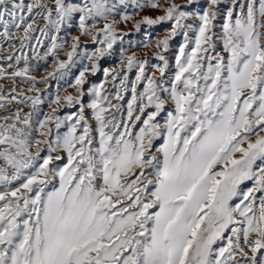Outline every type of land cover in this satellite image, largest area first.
<instances>
[{
    "label": "snow or ice",
    "instance_id": "6c2138e0",
    "mask_svg": "<svg viewBox=\"0 0 264 264\" xmlns=\"http://www.w3.org/2000/svg\"><path fill=\"white\" fill-rule=\"evenodd\" d=\"M128 22L170 26L155 71L123 47L101 66ZM0 26L24 62L0 80L34 93L0 92V264H264V0H0ZM29 51L53 70L31 75Z\"/></svg>",
    "mask_w": 264,
    "mask_h": 264
},
{
    "label": "rangeland",
    "instance_id": "374dc122",
    "mask_svg": "<svg viewBox=\"0 0 264 264\" xmlns=\"http://www.w3.org/2000/svg\"><path fill=\"white\" fill-rule=\"evenodd\" d=\"M178 3L182 2V0H177ZM162 13H159V12H156L154 10H149V9H145L143 11L140 12V15L139 16H136L134 17V19L136 20H139L141 18V16H144V15H148V16H152V17H155L157 15H161ZM43 24L44 21H41ZM189 23H192V21H189ZM169 25L167 24H161V25H156V26H152V27H148V26H142L141 28V31L140 32H136L135 29L133 28V25H132V22H128V24H121L120 25V28L124 31V32H127L128 35H126L124 37V42L123 44H121L120 42H118L115 46H114V55H111V56H106L104 60L100 61L101 63V66L103 68H105L109 62L108 59L110 58H113V56L117 55L118 57V61L119 62V59H120V52H121V48L123 47L126 51H127V54L131 55L133 53H135L137 55L138 58L140 59H148L149 60V65L146 66V71H149V72H152V71H155V69L152 67V65H155V64H158V63H162L158 60L155 59V48H154V44H155V40L157 38L159 39H162L166 34V30L169 29ZM0 31H2V26H0ZM71 32L72 35H78L79 34V30L78 28H72L69 30ZM64 33L62 32L61 35H63ZM148 36L151 37V40H152V43H153V48H149V49H145L142 47V41H144L145 39L148 38ZM131 41L132 44L130 45L128 42ZM48 42L45 41V44H47ZM71 43L70 39H69V44ZM183 43V36L180 35V36H177L176 39L174 41L171 42V51L170 53H166L165 55H167L169 57V61H170V69L168 71V75L169 74H174L175 72V68H174V59H175V55L177 54L178 52V48L179 46ZM87 47L89 50H94L96 45H93L91 43H88L87 44ZM9 48H12L9 46V43L5 42L3 44V48L0 49V67L2 68H6V71H11L12 69H16L17 67L19 68H23L24 67V62L21 61V63L19 65H16L15 63V59L9 61L6 59L8 53H11V52H14L16 51L17 48H20V44L18 41L15 42V48L14 50H10V51H7L6 49H9ZM25 51H28L27 49H25ZM39 51L42 53L45 51L44 48H41L39 49ZM116 51V52H115ZM4 54V55H3ZM2 55V56H1ZM17 55H19V53H17ZM28 55H29V63L30 65L32 66L30 68V74H36V75H40L42 73V78L45 76V74L48 72L46 70L50 69V71L53 70L52 68V57H49V62L48 63H45L44 61H38L36 59H31L32 57V52H28ZM145 55V56H144ZM4 58V59H3ZM6 59V60H5ZM60 59H66V57L61 54L60 56ZM5 60V61H4ZM12 65V67L8 68V65ZM49 71V72H50ZM134 74L136 73V70L134 69L133 70ZM79 73V69H73V73L72 75H70L68 78H67V82L65 80H62L60 81V95L61 96H64V95H67V94H74V89L68 87V84L69 83H72L74 82V78L76 75H78ZM157 75H159L157 73ZM103 73H97V75L95 76H91L89 75L88 76V79L90 81V84H99L103 81ZM4 80H9L7 78V76L5 77ZM132 80H134V78L132 77ZM18 81H20V83H22V85L24 84L26 87L29 88V85L24 83L21 78L18 77ZM50 83L52 84V87L50 89H48L47 91L49 93H51V96H48V95H44V98H45V104L44 105H41V118L43 117V115L47 114L48 112L51 111L50 107L48 106V100L51 99V98H54V95L56 93V81L52 80L50 81ZM21 85V86H22ZM23 85V86H24ZM90 85H86V87H89ZM47 86L46 85H43V89H45ZM106 87H108L106 85ZM13 88V86H8L6 88H3L2 89V92L4 94H6L7 92H11L10 94L12 95H17V92H12L11 89ZM17 88V91L20 92V91H23V93L25 95H34V93H31V92H28L27 89H23L22 87H16ZM19 88V90H18ZM64 89H67V91L65 92ZM4 90V91H3ZM85 102H90L91 98L89 96H85ZM126 100H129L130 99V94L127 98H125ZM13 108V111L15 110L16 107H19V108H23V111L24 112H28L30 111L31 109L29 107H26L24 105H16L15 102H14V107L13 106H10ZM77 111V109L75 108H64L61 110V115H66V114H72V113H75ZM4 114L2 110H0V115ZM88 117H89V120H91V110L89 109L88 110ZM92 122V120L90 121ZM139 127V126H138ZM67 129L66 128H63L61 129V132H66ZM37 138H40L37 136ZM161 143V141L157 140L156 141V145L159 146ZM66 162V154H65V160L64 161H60L58 162L61 166H63V164Z\"/></svg>",
    "mask_w": 264,
    "mask_h": 264
},
{
    "label": "bare ground",
    "instance_id": "6f19581e",
    "mask_svg": "<svg viewBox=\"0 0 264 264\" xmlns=\"http://www.w3.org/2000/svg\"><path fill=\"white\" fill-rule=\"evenodd\" d=\"M29 2V0H25V3H28ZM40 23H42L41 21H40ZM164 36V35H163ZM149 37V36H148ZM157 39H159V38H157ZM7 51H10V50H14V48H9V49H6ZM116 52V51H115ZM9 54V53H8ZM4 55V54H3ZM2 56V55H1ZM145 56V55H144ZM4 59V58H3ZM6 60V59H5ZM4 60V61H5ZM109 60V62L107 63L108 65L105 67V68H108V69H114V70H119L120 69V64H119V62H117L118 61V57H117V55H115V56H113V58H110V59H108ZM170 60V59H169ZM171 64V63H170ZM5 68V67H4ZM9 68V67H8ZM6 69V68H5ZM15 69H12L11 71H7V73H11L12 71H14ZM46 71H50V69H48V70H46ZM151 73V72H150ZM138 73L136 72L135 74H134V72H132L130 75H129V79L130 80H132V77L135 79V76L137 75ZM32 75V74H31ZM34 75V74H33ZM169 75H172V74H169ZM35 76L38 78V79H40V78H42V73L40 74V75H36L35 74ZM104 79V78H103ZM22 83H20V81H18V77L17 78H15V83H13L11 80H0V92H2V89L3 88H6V87H8V86H13V87H22L23 89H28V87H26L24 84V86L22 85ZM108 87H109V85H107ZM37 87H40L41 89H43V84H38L37 85ZM18 90H19V88H18ZM4 91V90H3ZM11 92H7L6 94H4L3 92H2V94H4V95H8V96H12V94H10ZM128 97V96H127ZM126 97V98H127ZM130 100V99H129ZM91 121V120H90Z\"/></svg>",
    "mask_w": 264,
    "mask_h": 264
}]
</instances>
